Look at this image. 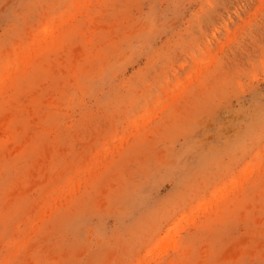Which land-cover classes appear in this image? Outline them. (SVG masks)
Segmentation results:
<instances>
[{"label":"rangeland","instance_id":"374dc122","mask_svg":"<svg viewBox=\"0 0 264 264\" xmlns=\"http://www.w3.org/2000/svg\"><path fill=\"white\" fill-rule=\"evenodd\" d=\"M0 264H264V0H0Z\"/></svg>","mask_w":264,"mask_h":264}]
</instances>
